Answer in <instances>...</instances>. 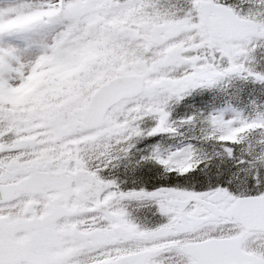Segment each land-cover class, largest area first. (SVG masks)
Instances as JSON below:
<instances>
[{
  "label": "snow or ice",
  "instance_id": "snow-or-ice-1",
  "mask_svg": "<svg viewBox=\"0 0 264 264\" xmlns=\"http://www.w3.org/2000/svg\"><path fill=\"white\" fill-rule=\"evenodd\" d=\"M0 264H264V0H0Z\"/></svg>",
  "mask_w": 264,
  "mask_h": 264
}]
</instances>
